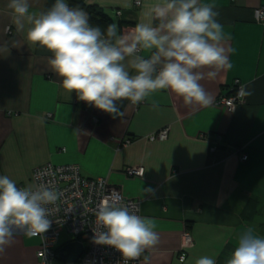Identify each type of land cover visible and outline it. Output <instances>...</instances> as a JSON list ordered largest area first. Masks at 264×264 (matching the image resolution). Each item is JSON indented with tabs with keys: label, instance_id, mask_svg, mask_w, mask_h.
Returning a JSON list of instances; mask_svg holds the SVG:
<instances>
[{
	"label": "crops",
	"instance_id": "obj_1",
	"mask_svg": "<svg viewBox=\"0 0 264 264\" xmlns=\"http://www.w3.org/2000/svg\"><path fill=\"white\" fill-rule=\"evenodd\" d=\"M85 1L117 25L124 21L122 33L142 19L135 0ZM8 2L0 0V175L32 186L33 168L72 163L87 177L106 178L124 197L139 201V214L157 225L159 243L143 253V264H195L202 256L227 264L241 231L250 227L264 236V22L253 17L264 0H202L215 5L231 49L232 68L201 81L215 98L210 107L186 106L161 90L136 109L119 102L123 115L116 118L63 89L48 65L52 54L30 44L26 29L17 30ZM54 2L29 0L30 11ZM235 79L252 94L230 111L217 99ZM164 127L165 140L146 139ZM126 139L131 141L123 144ZM211 143L216 151L210 153ZM139 165L142 176L125 172ZM148 188L154 194H146ZM186 231L193 242L180 262ZM38 245L18 231L0 264H36Z\"/></svg>",
	"mask_w": 264,
	"mask_h": 264
},
{
	"label": "clouds",
	"instance_id": "obj_2",
	"mask_svg": "<svg viewBox=\"0 0 264 264\" xmlns=\"http://www.w3.org/2000/svg\"><path fill=\"white\" fill-rule=\"evenodd\" d=\"M135 4L142 19L127 33L120 32L116 23L102 30L90 23L83 9L66 0H55L38 13L30 11L29 0H9L7 7L17 30L26 29V40L52 54L48 65L63 89L113 118L123 115L119 102L135 105L161 90L181 98L186 106L210 107L215 98L201 81L215 80L232 68L229 38L217 20L215 5L202 0H135ZM251 94L243 84L237 93L241 103ZM144 192L154 194L151 188ZM60 198L51 182L18 187L0 175V253L18 231L27 236L47 232ZM137 209L113 191L94 211V242L115 248L125 264L159 243L155 221ZM195 264L216 262L202 256ZM227 264H264V236L250 227L241 231Z\"/></svg>",
	"mask_w": 264,
	"mask_h": 264
},
{
	"label": "built area",
	"instance_id": "obj_3",
	"mask_svg": "<svg viewBox=\"0 0 264 264\" xmlns=\"http://www.w3.org/2000/svg\"><path fill=\"white\" fill-rule=\"evenodd\" d=\"M118 14L120 13L118 12ZM253 17L257 22H264V7L255 8ZM7 32H11L9 27H7ZM242 84L239 79H235L230 94L219 96L217 102L224 104L230 111H234L235 109H232L241 104L237 93ZM139 104L132 105L136 109ZM168 130V127L161 128L148 134L146 139L149 141L165 140L168 136ZM200 138L206 139V135H200ZM130 141V139H126L123 144H127ZM214 151H216V145L211 143L209 152ZM246 158L245 154L241 155V160ZM125 172L129 175L142 176L143 167L140 165L127 167ZM31 181L32 186L51 182L61 194V198L58 201V210L50 217L52 224L49 230L43 234L31 236L39 240L36 251V264H125L121 253L115 248L94 242V211L100 201L112 194L113 191L119 194L124 203L136 204L138 206V214L140 211L139 201L124 197L120 190L111 186L104 177L95 178L83 175L79 165L72 163H46L37 166L31 172ZM61 230H66L67 233L73 235V238L61 243ZM182 237V247L178 255L180 262L186 257V248L191 246L193 242L188 231L184 232ZM76 240L83 245L82 254L75 261H62L59 257V249L64 244ZM143 260L144 256L142 254L137 260L128 261V264H143Z\"/></svg>",
	"mask_w": 264,
	"mask_h": 264
},
{
	"label": "trees",
	"instance_id": "obj_4",
	"mask_svg": "<svg viewBox=\"0 0 264 264\" xmlns=\"http://www.w3.org/2000/svg\"><path fill=\"white\" fill-rule=\"evenodd\" d=\"M68 4L70 6H79L81 9H84L89 16L90 23L100 26L102 30L106 29L108 25L114 23L112 17L96 4H88L85 0H68ZM122 23H124V21H118V28ZM228 94H230V92H228Z\"/></svg>",
	"mask_w": 264,
	"mask_h": 264
},
{
	"label": "water",
	"instance_id": "obj_5",
	"mask_svg": "<svg viewBox=\"0 0 264 264\" xmlns=\"http://www.w3.org/2000/svg\"><path fill=\"white\" fill-rule=\"evenodd\" d=\"M83 252V245L80 241H71L59 249V257L64 262H72L78 259Z\"/></svg>",
	"mask_w": 264,
	"mask_h": 264
},
{
	"label": "rangeland",
	"instance_id": "obj_6",
	"mask_svg": "<svg viewBox=\"0 0 264 264\" xmlns=\"http://www.w3.org/2000/svg\"><path fill=\"white\" fill-rule=\"evenodd\" d=\"M73 238V235L70 233H67L66 230H61L60 232V242L63 243L67 240H70Z\"/></svg>",
	"mask_w": 264,
	"mask_h": 264
}]
</instances>
